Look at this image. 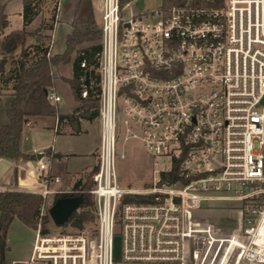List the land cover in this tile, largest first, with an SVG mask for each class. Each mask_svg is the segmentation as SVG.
Instances as JSON below:
<instances>
[{"label": "built area", "instance_id": "built-area-1", "mask_svg": "<svg viewBox=\"0 0 264 264\" xmlns=\"http://www.w3.org/2000/svg\"><path fill=\"white\" fill-rule=\"evenodd\" d=\"M219 1L124 16L130 3L103 0L100 90L91 93L100 123L95 237L38 224L23 264H264V0ZM50 99L56 106L54 88ZM75 109L88 119L86 106ZM119 140L169 169L154 170L149 188L122 189ZM174 170V181L162 179ZM57 193L43 192L40 216ZM133 196L141 200L124 202ZM221 202L239 208L236 233L210 222Z\"/></svg>", "mask_w": 264, "mask_h": 264}, {"label": "trees", "instance_id": "trees-1", "mask_svg": "<svg viewBox=\"0 0 264 264\" xmlns=\"http://www.w3.org/2000/svg\"><path fill=\"white\" fill-rule=\"evenodd\" d=\"M41 0H22L23 23L29 26L38 14L37 7ZM134 0H120L121 7ZM201 0H163V9L171 7H193L191 4ZM205 1V0H204ZM190 3V4H189ZM218 4V3H217ZM71 4H67L69 7ZM8 26V16L5 7L0 5V37ZM72 31L65 38L64 50L61 53L50 54L47 45V30L53 26L40 27L34 31L25 28L10 35L3 36L0 40V83L6 88L12 83V92L4 95L0 101V159L11 162L28 161L37 159L36 155L25 154L21 149L22 135L25 126L31 117H51L56 115V108L50 96L55 88L54 75L59 74L61 68L71 65L72 78L62 80L68 85L72 82V91L77 97V102L88 104L89 121L93 122L98 117L99 100L93 98V91L99 92L100 76L99 53L102 46V29L97 23L90 0H78L71 17ZM34 39V55L29 52L28 41ZM90 43L91 46L89 44ZM85 44V45H83ZM20 53L16 55V51ZM6 65H9L6 69ZM84 65V66H83ZM61 72V71H60ZM88 76V91L83 83ZM88 92L87 99L81 95ZM86 95V96H87ZM2 96V95H1ZM61 121L74 122L71 124L76 129L75 135L80 134L82 121L88 122L84 112L76 109L70 115H59ZM49 159L60 158L47 149L44 154ZM98 167L93 169L85 181H77L71 192H62L54 195L53 205L59 199L79 198L81 200L78 210L66 222L65 226H72L83 230L84 225L96 219L93 209V199L89 194L93 183V175ZM174 170L171 173H162L163 180H175ZM14 185L17 184V172L14 171ZM141 200L140 197H127L124 202ZM44 203L41 194L26 193L16 190L0 191V264H9L6 259L8 247V229L14 219H18L27 227L35 230L42 224L43 233H48L46 227L50 216H40Z\"/></svg>", "mask_w": 264, "mask_h": 264}, {"label": "rangeland", "instance_id": "rangeland-1", "mask_svg": "<svg viewBox=\"0 0 264 264\" xmlns=\"http://www.w3.org/2000/svg\"><path fill=\"white\" fill-rule=\"evenodd\" d=\"M78 0H41L38 4L37 11L38 14L30 24L31 27L28 26V31L37 30L40 27L53 26L52 30H47L45 34L48 36L47 45L50 47V51L56 52L57 50L64 47V39L65 36L72 31V27L70 26L71 17L74 12V8ZM218 3V4H217ZM222 1L219 0H201L197 3L191 4L193 7H203V8H211L216 7L218 5H222ZM67 4H71L69 7ZM190 4V3H189ZM163 7V0H134L130 2V7L126 8L124 15L136 14V15H143V14H152L153 12L159 10ZM96 19V18H95ZM100 14L96 19L97 23L100 24ZM59 36L58 41L62 43L58 44L59 42L57 39H53L56 34ZM3 36V35H2ZM0 37V40L2 38ZM54 41V42H53ZM36 44L34 39H29L28 46L29 52L34 55V48L33 46ZM91 46L90 43H86ZM85 45V44H83ZM19 50L16 51V54H19ZM1 59V56H0ZM9 65H6V69H8ZM71 69V65L65 66L61 68V72L59 74L54 75L55 79L64 80L63 75L66 70ZM72 82L65 86L64 84L61 85L60 89L58 90L59 94L62 96L63 100L60 104H82L86 109H89L88 104L80 103L73 100V96H75L74 92L72 91ZM68 87L71 91H69ZM55 91V88H54ZM12 92V83H10L6 88H3L0 83V101L3 102L4 95H8ZM72 94V95H71ZM2 95V96H1ZM87 99V98H85ZM90 112V109H89ZM89 116V115H88ZM89 120V117H88ZM74 122H67L63 124L61 129L66 131L67 134H75L76 129L71 126ZM85 121H82V124H85ZM79 124V123H75ZM81 125V124H80ZM91 131L88 135H79L74 136L69 141L73 142L79 151H86L87 147L91 149H95L96 145L100 143V123L98 119H95L93 122H90L89 125H83L80 128V134L87 133ZM77 135V134H76ZM46 136H42L38 138L37 148L39 150H43L46 145L52 143V138L46 139ZM120 139V137H119ZM26 150V148H23ZM98 151V150H97ZM119 151L124 152L125 158L120 159L118 158L116 169H117V178L118 184L122 189L125 190H133V191H141L146 188H149L152 184L153 177L156 178L158 175L154 174V170L165 171L168 170L170 165L169 161L164 158H154L149 153H147L138 143L130 142L125 147L121 145L119 140ZM43 153V152H42ZM96 159V164L94 169L98 166V159ZM37 162L39 160H36ZM48 160L46 158H42L39 163L44 164L48 167ZM89 162V159L83 157L75 161L79 165L78 168H81L83 164ZM39 164V165H40ZM48 172V168L46 170ZM85 177L83 178V182L85 181ZM94 188V184L92 185L91 189L89 190V194L91 195L90 191ZM72 189L68 192H71ZM61 192V191H55ZM54 195L47 197L46 200V214L49 215V212L53 206V199ZM93 204L94 198L93 195ZM219 206H212L210 208V212L208 213L210 222L214 224L221 232L230 234L236 233L241 226V215L239 213V208L233 205H228L226 203H219ZM93 209L94 205H93ZM51 233H61V234H79L84 235L91 240H94L95 237V228H96V219L93 222L87 223L84 225L83 230H77L72 226H62L58 227L54 224V222L50 219L49 223L46 226ZM35 240V230L27 227L18 219H14L8 229V247L9 250L6 253V259L9 264H23L25 263L31 254L33 244ZM119 241L116 240V251L117 254L119 253Z\"/></svg>", "mask_w": 264, "mask_h": 264}, {"label": "crops", "instance_id": "crops-1", "mask_svg": "<svg viewBox=\"0 0 264 264\" xmlns=\"http://www.w3.org/2000/svg\"><path fill=\"white\" fill-rule=\"evenodd\" d=\"M90 1L92 4V9L95 18L97 19L99 14L101 18L102 9H103V0H90ZM0 5L5 7V13L8 16V26L4 30L3 36L10 35L17 31H21L24 28L28 29V26L25 27L23 23L22 0H0ZM31 25L29 27H31ZM69 33H71V31ZM58 35L56 34L53 37V39L54 40L57 39L58 41L59 39ZM58 42H59L58 44L62 43V39L61 41ZM63 50L64 47L53 53L52 51H50V54L61 53ZM64 74L65 75H63V77L65 79H71L72 67L69 70V73L68 70H66ZM62 84L68 86L66 82L57 79L55 85V93L57 94V96L60 97V102L57 103V105L55 106L56 115L51 117H31L29 119V122L25 126L21 140L22 152L25 154L36 155L37 159L28 160V161H19V162L9 161L12 164V167L9 170V172L6 174V176L0 181V187H3L5 190H16V191H21L26 193H36L41 195L47 189L51 191L59 190L61 192H68L73 188L74 184L77 181L83 180L85 176H87L91 171H93L96 164L95 158H97V150L99 147V143L96 145L95 149H91L87 147L86 151L84 150L79 151L77 146L73 142H71V140L70 141L68 140L74 136L88 135L91 131L88 130L87 133L85 132L83 134L75 135L73 133L67 134L66 131L61 129L62 125L66 124L67 122L61 121L59 115H70L76 110L75 107L77 106V104H60L63 98L59 94L58 90L60 89ZM68 89L69 91H71L69 87ZM89 123L90 121L88 120V122H86L85 124H81V126L89 125ZM42 136H46L47 140L48 138H52L51 139L52 143L46 145L43 148V150H39L37 148V143H38L37 140L39 137ZM23 148H26V150H24ZM49 148L52 150L54 154H59L61 155V157L49 159L48 157L43 155L44 152ZM39 154L42 155V158H46L48 160L47 162L48 174L51 177V181L48 185L44 184L39 178V173H40L39 161L42 159V158L41 159L38 158ZM83 157L89 159V162L83 164L81 168H78L79 165L75 163V161ZM36 160L39 161L37 162ZM15 170L17 172L16 185H14V179H13ZM9 178H11V182ZM56 179H58L59 182H56L55 181ZM50 196L52 195H49L48 197Z\"/></svg>", "mask_w": 264, "mask_h": 264}, {"label": "water", "instance_id": "water-1", "mask_svg": "<svg viewBox=\"0 0 264 264\" xmlns=\"http://www.w3.org/2000/svg\"><path fill=\"white\" fill-rule=\"evenodd\" d=\"M38 158L41 159L42 155L39 154ZM11 167L12 164L9 161L0 159V181L6 176V174L9 172ZM9 179L11 182V178ZM80 203L81 200L79 198L59 199L52 206L49 212V216L56 226L62 227L66 224V222L72 216L74 211L78 210Z\"/></svg>", "mask_w": 264, "mask_h": 264}, {"label": "bare ground", "instance_id": "bare-ground-1", "mask_svg": "<svg viewBox=\"0 0 264 264\" xmlns=\"http://www.w3.org/2000/svg\"><path fill=\"white\" fill-rule=\"evenodd\" d=\"M83 66H84V65H83ZM86 95H87L86 92H84L82 96H83V97H86ZM55 97H56V99H57V103H59V102H60V97L57 96L56 93H55Z\"/></svg>", "mask_w": 264, "mask_h": 264}]
</instances>
